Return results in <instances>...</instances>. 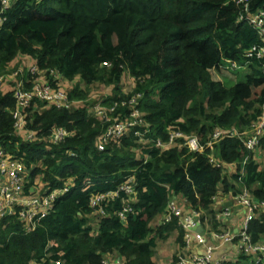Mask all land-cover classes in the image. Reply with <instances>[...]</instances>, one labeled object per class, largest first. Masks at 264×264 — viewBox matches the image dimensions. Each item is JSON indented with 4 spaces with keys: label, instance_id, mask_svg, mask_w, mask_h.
<instances>
[{
    "label": "trees",
    "instance_id": "trees-1",
    "mask_svg": "<svg viewBox=\"0 0 264 264\" xmlns=\"http://www.w3.org/2000/svg\"><path fill=\"white\" fill-rule=\"evenodd\" d=\"M249 3L252 11L264 9V0ZM241 5L239 0H11L0 16V77L36 64L39 70L56 69L72 99H89L95 82L109 88L110 103L141 93L139 108L151 127L147 141L166 142L169 131L177 129L205 143L216 129L248 128L262 114L264 58L246 56L260 38L239 20ZM18 56L23 57L19 65L14 64ZM228 63L248 72L226 86L212 70L229 69ZM129 78L133 85L125 91ZM14 85L0 89V145L24 157L31 186L48 193L72 179V188L57 197L31 232L15 215L0 219V264H29L45 249L66 264H101L103 255L115 253L124 255L125 264H156L157 240L175 235L180 249L184 243L176 219L157 225L172 195L185 212L204 211L210 229L219 233L239 229L229 223L244 214L236 202H228L230 215L216 220L212 196L246 188L252 197L264 199V138L261 162L249 158L245 164L249 150L238 139L214 144L215 156L238 162L235 172L215 167L208 158L211 150L150 149L133 131L98 151L95 139L101 128L84 109L46 107L35 99L25 113L37 137L25 140L13 130ZM52 125L73 135L51 144L47 128ZM148 153L152 158L139 168ZM133 170L139 190L132 205L141 210L139 216L119 219L121 196L103 203V214L90 206L92 195L117 188ZM26 190L31 192L28 185ZM263 215L249 222L254 239L264 234ZM221 264H247V258Z\"/></svg>",
    "mask_w": 264,
    "mask_h": 264
},
{
    "label": "built area",
    "instance_id": "built-area-1",
    "mask_svg": "<svg viewBox=\"0 0 264 264\" xmlns=\"http://www.w3.org/2000/svg\"><path fill=\"white\" fill-rule=\"evenodd\" d=\"M239 2L242 3L239 20L248 23L256 30L260 38L259 43L249 47L246 56L263 59L264 9L252 11L250 0H239ZM10 6L11 0H0V16ZM231 67L235 68L236 64L232 63ZM23 70L24 68L19 67L8 76L0 77V89L3 88L4 84L2 85V83L5 81L15 83L12 88L13 97L16 100V108L12 111L13 130L15 134L24 137L25 140H33L37 137V132L29 128L25 109L30 107L35 99H38L44 102L46 107L67 110L84 109L100 125L101 131L95 139V147L98 151H104L111 147L112 143L119 142L129 131H133L141 142L144 144L147 142L150 149L160 147L163 151L179 145L184 147L187 152L194 154L211 150L208 154L209 161L215 167L224 166L231 172H235L238 162H225L215 156L213 152L214 144L223 138H236L249 150L242 161L243 164L249 158L255 159V161L259 157L262 159L260 142L264 138V106H262L261 116L250 127L216 129L212 138L205 143H201L197 136L187 135L177 129L169 131L166 142H162L159 138L147 141L145 135L151 127L145 123L139 108L141 93L132 94L122 102L114 101L112 103L107 101L108 92L85 100L72 99L63 86L64 81L56 69L39 70L37 65L33 64L29 65L27 72ZM24 74L25 78L23 79L22 75ZM20 76L21 78H18ZM72 135L73 132H69L61 126L52 125L47 128L49 142L54 145L64 143ZM67 153L72 157L76 156L75 151L70 150ZM151 158L150 153L146 154L139 168H144L143 165ZM30 173L31 171L25 166L23 156H16L0 145V219L15 215L22 223L25 232H31L40 225L42 219L53 209V203L57 197L64 195L72 188V179H69L65 186L46 193L41 191L40 186L30 185ZM138 184L137 170H133L132 173L124 176L117 188L92 195L89 204L92 208L99 210L100 214H103V203L121 196L123 205L117 211L119 219L124 222L129 214L139 216L141 210L132 205V199L136 198ZM27 185L31 192L26 190ZM228 202H236L244 215L239 222L240 226L236 224L239 229L233 232L219 233L210 229L207 222L208 215L204 211L190 208L185 212L178 197L175 195L170 197L166 210L157 224H165L176 219L178 226L182 229L184 243L172 264H221L226 260L235 261L240 255L247 258V264H264V239L254 241L252 234L249 233V222L261 213L264 214V199L258 200L252 197L246 188L237 193L235 191H220L212 196L216 220L230 215ZM141 217L145 218V215ZM198 225L202 227L200 231L196 230ZM208 239L217 242V244L207 245ZM221 244L234 246V254L230 259H225L224 256L214 257L215 247L218 248ZM29 264H66V262L54 257L48 249H45L41 256L33 258ZM101 264H123V259L117 253L103 255Z\"/></svg>",
    "mask_w": 264,
    "mask_h": 264
},
{
    "label": "rangeland",
    "instance_id": "rangeland-1",
    "mask_svg": "<svg viewBox=\"0 0 264 264\" xmlns=\"http://www.w3.org/2000/svg\"><path fill=\"white\" fill-rule=\"evenodd\" d=\"M23 57L18 56L15 60H14V64H18V62H20V60H22ZM27 64H30V61L27 59ZM230 64V63H228ZM29 66V65H28ZM19 67H23V66H19ZM238 71V72H234ZM214 78L221 80L224 84H226V86H229L240 81L243 77V75H245V73H247L248 71L245 68H239V69H233V67L229 68V69H222V70H212ZM9 83L8 81H5L2 83ZM64 86H68L69 84L64 82L63 84ZM133 85V81L131 78H129L127 80V82L124 84V90L125 91H129L131 89ZM89 88L91 89L89 91L88 94V98H93L94 96L97 95H101L104 93H107L109 91V88L106 86H101L98 85L96 82L95 83H91ZM13 118V116H12ZM204 153V152H203ZM261 162V157H259L258 159ZM176 249V243L174 241V237L170 236L169 238L165 239V240H157V249L155 250V255H154V259L155 261L159 262H172V256L174 254V250ZM169 264V263H166Z\"/></svg>",
    "mask_w": 264,
    "mask_h": 264
},
{
    "label": "crops",
    "instance_id": "crops-1",
    "mask_svg": "<svg viewBox=\"0 0 264 264\" xmlns=\"http://www.w3.org/2000/svg\"><path fill=\"white\" fill-rule=\"evenodd\" d=\"M226 65H228V64H225L224 66H226ZM263 153V152H262ZM248 154V152L244 155V157L246 156ZM244 157H243V159H244ZM259 160H257L256 162H258ZM138 190H139V186H138ZM138 190H137V193H138ZM137 193H136V195H137ZM263 213H261L260 215H258L255 219H258L259 217H261V215H262ZM264 216V215H263ZM10 217V216H9ZM142 218V217H141ZM235 218H237V221L238 222H240L239 221V219H240V217L239 216H237V217H235ZM143 219H145V218H143ZM252 220H254V219H252ZM251 220V221H252ZM231 221V223H229V225L230 226H234V225H236V223H237V221L235 220V219H231L230 220ZM177 224V223H176ZM158 225V224H157ZM178 225V224H177ZM198 226H200V225H198ZM238 227V226H237ZM182 230V229H181ZM249 231H250V229H249ZM248 231V232H249ZM249 233H251V232H249ZM252 234V233H251ZM173 237H175V235H173ZM260 239H264V234L261 236V238ZM253 240L254 241H259V239H254L253 238ZM210 244H217V242H215V241H212L211 239H208L207 240V245H210ZM182 248V247H181ZM180 251H181V249L177 246V244H176V249L173 251L175 254H176V256L180 253ZM233 254H234V246L233 245H231V244H221V245H219L218 246V248H216L215 247V249H214V257H220V256H224V258L225 259H230L232 256H233ZM118 255L120 256V257H122V259H123V264H125V260H126V258L124 257V255H120L119 253H118ZM155 260V259H154ZM226 261H228V260H226ZM156 262V264H166V263H169V264H172L174 261H172V262H161V261H159V262H157V261H155Z\"/></svg>",
    "mask_w": 264,
    "mask_h": 264
},
{
    "label": "water",
    "instance_id": "water-1",
    "mask_svg": "<svg viewBox=\"0 0 264 264\" xmlns=\"http://www.w3.org/2000/svg\"><path fill=\"white\" fill-rule=\"evenodd\" d=\"M201 229H202L201 226H196V230H197V231H200Z\"/></svg>",
    "mask_w": 264,
    "mask_h": 264
},
{
    "label": "clouds",
    "instance_id": "clouds-1",
    "mask_svg": "<svg viewBox=\"0 0 264 264\" xmlns=\"http://www.w3.org/2000/svg\"><path fill=\"white\" fill-rule=\"evenodd\" d=\"M232 63H230V66H231Z\"/></svg>",
    "mask_w": 264,
    "mask_h": 264
}]
</instances>
